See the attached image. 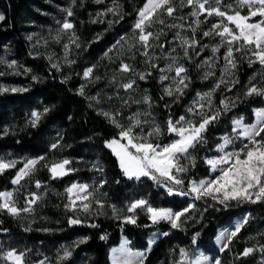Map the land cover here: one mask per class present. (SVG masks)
Returning a JSON list of instances; mask_svg holds the SVG:
<instances>
[{
  "label": "rangeland",
  "instance_id": "obj_1",
  "mask_svg": "<svg viewBox=\"0 0 264 264\" xmlns=\"http://www.w3.org/2000/svg\"><path fill=\"white\" fill-rule=\"evenodd\" d=\"M141 1L115 0L114 3V0H103V3L98 4L95 0H75V2L73 0H30L26 5V9L21 12L23 20L20 32L22 41L27 48L28 57L30 59L34 58L39 62H37L38 64L28 65L11 44L8 42L3 43L0 49V59L9 63L15 61V71L20 74H14V69L7 68L6 64H0V73H4V75H0V84L29 90L31 87L30 79L33 76L38 79L40 72L43 73V70L38 65L42 66L41 61L44 60L49 68L56 71L59 82L74 85L75 90L86 100L89 107L116 131L118 137H112L111 140L119 139L120 129L100 114L101 111L118 112L119 115H116L115 118L125 127L131 123L129 117L139 113L136 118L142 122L147 121V123L142 124L144 134L146 135L153 125H159L163 130V134L153 140V143L165 145L175 138L167 132V121L169 119L175 121L180 116L199 121L200 117H192L187 112V109L193 105L198 93L203 94L212 91L215 85L220 83L221 78H223L226 83H221L211 97L213 107L209 108L207 101H204L205 108L203 111L205 113L210 116L217 110L221 112V101L233 104L248 100V103H253L255 106H245L244 113L234 114L225 122H221L216 132L214 131L210 136L207 150L203 154L192 150V154L195 156V167H190L186 174H182L185 179V186H187L190 179L197 181L200 179H212L218 173L210 171L209 166L204 162V158H212L219 155L216 152V146L222 142L220 139L222 136L238 135L239 130L236 133L232 131L234 120L242 118L245 124H253L256 122L254 110L264 109V96H262L260 101L258 95H245L250 87L255 86L258 89H262L264 85V68L259 63L249 66L248 58L243 57L241 52L234 51L237 67L232 69L229 66V71L225 72L227 44L220 46L219 50L213 53L212 49L221 45V38L214 34L207 37L203 35L205 31L210 30L213 23H218L220 18L215 15L212 17H208L206 14L201 15L200 20L202 23L197 27L194 22L195 18L190 15L192 9L187 6L181 8L179 6L180 0H173L177 8L173 17H168L165 13L162 16L165 21L164 24L154 23L151 28L147 29L153 32L154 35L159 34V39L150 38L151 47L147 49L148 56L145 57L142 55L145 49L136 38L139 30L134 31V25L138 19V10L146 2L145 0L142 4ZM222 3L224 5L234 4V0H222ZM117 5L119 6L118 14L108 11L109 8ZM69 8L73 12L71 17H68L66 11H64ZM222 10L228 11L226 7L222 8ZM242 14H247V9H243ZM0 15L4 17L0 21V27H2L6 20V10L1 2ZM157 15H160V13H157ZM121 16L123 17L122 19L120 18ZM180 17H184V19L181 20ZM126 18L129 21L126 24H122V20ZM65 19L74 24V29L69 30V32L61 30ZM258 19L260 18H253L252 22ZM170 24H182L183 28H169L168 25ZM229 26L234 28V25ZM192 28H196L195 33L192 32ZM178 31L182 39L190 41L194 39L196 41L194 47L188 48V56L184 55V47H181L182 39L176 37V32ZM71 32H74L78 38L76 43H73L70 38ZM29 37H32V39H29ZM57 37H59L58 40L56 39ZM86 38H90L93 43L98 45L92 55H86ZM77 43L80 45L79 47L76 46ZM65 45H68L67 49H65ZM160 45H163V47H160ZM233 47L235 48V45ZM66 53L67 60L75 61V63L69 65L66 62ZM106 53L107 55H105ZM49 56H51V60L48 59ZM171 57H176L175 64L181 65L186 69V72L182 75L188 78L185 81L188 87L184 89L183 95L177 93L169 97L164 94V88L166 86L174 88L172 78L175 77V71L163 73L161 69H166L169 64L173 63ZM252 59L255 58L252 57ZM205 61L208 63H205ZM53 63L59 65V70L52 67ZM122 63L128 64L134 71L121 72ZM151 65H156V67H151ZM25 68L30 69V71L24 72ZM88 68H92L93 71L91 76L86 79L83 73ZM246 70L248 75L241 82L243 71ZM147 72H150L151 75H148L144 80L139 79V76L136 75L137 73ZM206 72L211 73L207 78H205ZM163 74H167L169 80L161 83L160 76ZM96 77H99V79H95ZM130 79L135 80V84L133 89L126 91L121 85L128 83ZM233 80H238V83L233 84ZM82 86L84 87V95L80 94ZM28 90L22 93L9 92L0 94V138L28 131L31 128L38 129L41 124L45 126L43 116L45 115V109H48L47 104L39 101L37 106L28 109V107L21 105L18 100H16L15 104L4 102L3 100L5 96L21 95L27 93ZM87 97L93 99H88ZM144 97H148L150 103H144ZM136 101L140 102L137 103ZM33 111L43 114L36 127L29 123L32 119L31 113ZM212 124L208 126L207 132ZM44 126L42 128L44 130L43 138L35 143L38 147L35 151H16L7 147L0 148V158L18 161L13 169L19 170L23 167V162L28 159L45 157V160L37 164L36 170L21 180L19 185L10 183L3 190L14 193L17 207L19 208L26 206L25 198L28 197L30 199V193H36L40 196V199L32 205L34 212L31 214L21 213L18 218H13L6 212H0L5 218L12 219L22 230L30 228L31 232L41 235V237L38 240H33L23 231L14 233L11 236L0 237V251L13 248L18 251H28L29 264L43 259L45 256L51 259L52 264H55L57 255H62L63 250L67 248L72 251V255L63 261V264H90L91 257L85 252L87 237L84 233L67 234L63 223L65 214L74 215L73 212L66 211L64 207L68 202L65 189L73 183L90 185L89 192L92 193L90 199L93 197L99 199L104 205L101 210L103 214L101 215L86 219L81 213L80 218L82 220L86 219V221L101 219L108 223L125 224L122 220L112 218L111 206L114 205L117 209H124L125 214L131 215L126 213V206L138 199H146L154 207L172 208L173 210H180L192 202L189 197L169 196L165 187L158 186L147 177H142L139 181L133 179L129 185H124L117 194L112 191L109 183L108 166L97 153L85 150L81 152L80 157H73L74 153L79 152L72 148V144L69 141H66L63 129L58 125H50L46 128ZM5 129L8 130L7 135L3 134ZM140 131L139 127L134 129V133H140ZM207 132L204 134L205 136ZM121 142L126 143V140ZM243 143H247V141H243ZM53 144L58 146L53 149L51 147ZM241 147L242 141L236 140L235 144L229 145L225 151L239 150ZM105 148L113 155L111 149L106 146ZM64 159L71 161V164L66 166V168L75 169L76 171L70 172L62 178L52 179L48 168L43 165L45 163L51 165ZM181 163L187 164L188 161L182 160ZM118 168L120 169L119 162ZM3 174H0V176ZM46 174L50 177L49 183H43ZM75 175L78 176L76 180L68 182L63 190H58L50 184L51 181L60 182L66 177ZM36 181L41 183L39 189L35 186ZM175 199H178V201H173ZM195 204L198 210H192L187 214L192 218L187 220L182 230L172 229L163 222L157 224L162 225L163 228L146 236L145 249H135L131 239L126 235H121L119 243L108 249V263L113 264V257L116 255L119 256L121 261L130 260L131 264H142L154 245L160 239L169 236L172 238V243L167 250L166 259L161 264H177V262H181V249L188 253V260L184 261L183 264H189L190 261L195 260L197 257L205 258V264H213L215 259L221 261L219 255L227 251L222 252L220 250L216 237L221 231L231 230L237 223L246 218L248 222L242 228V230L245 229L242 238H239L240 231L237 237L232 240L229 249L234 246L235 249L240 248L241 252H243L245 248L251 247L254 251L246 257L240 255L241 252L238 253L240 249L237 251L238 254L233 251L231 253V261L224 260L223 264H264V251H261L264 248V203L237 204L232 202V205L227 208L214 204L211 200H208L207 204L204 201H195ZM174 206H177V208H174ZM97 207L98 205L93 204V211ZM219 213L225 217L232 218V221L222 226L210 243L195 245L189 241L180 240L179 233H188L210 217V215H220ZM143 219L150 221L144 213L140 212L137 223ZM164 232H167L168 235H163L162 233ZM81 240L86 242L76 246V242ZM125 242L131 252L144 253V256L129 257L120 255L119 252H113V249L119 250ZM38 253L42 255H38Z\"/></svg>",
  "mask_w": 264,
  "mask_h": 264
},
{
  "label": "snow or ice",
  "instance_id": "obj_2",
  "mask_svg": "<svg viewBox=\"0 0 264 264\" xmlns=\"http://www.w3.org/2000/svg\"><path fill=\"white\" fill-rule=\"evenodd\" d=\"M75 2V0H73ZM96 3H103V0H95ZM115 3V0H114ZM179 6L190 7L192 11L190 15L195 18L197 27L200 26L202 21L200 16L206 14L208 17L215 15L220 18L218 23H213L209 31H205L203 35L205 37L210 35L219 36L221 38V45L213 48V53L219 50L220 46L227 44V51L225 55V68L224 71H229V66L232 69L237 67V63L234 57L235 52H241L243 57L248 58L249 66L254 63H259L264 68V0H234V4L229 3L224 5L222 0H180ZM118 5L113 8H109L108 11L114 14H118ZM226 7L228 11L222 10ZM247 9V14H242V10ZM177 10L173 3V0H146L143 7L138 10V19L134 25V31L139 30L138 36L136 37L138 42L142 44L145 51L142 55L148 56L147 49L151 47L149 43L150 38L159 39V34L154 35L153 32L148 31V28L154 23L164 24L165 21L162 18L163 14L166 13L168 17H173L174 12ZM67 16L71 17L73 12L71 8L65 9ZM160 13V15H157ZM231 13V14H230ZM102 15V14H101ZM260 18L255 22L253 18ZM123 18L122 16L120 17ZM4 17L0 15V21ZM181 20L184 17H180ZM226 21V23H225ZM95 22V21H93ZM229 25H234L230 27ZM169 28H183L182 24H170ZM74 29V24L68 19H65L61 30L69 32ZM196 28H192V32L195 33ZM176 37H180V32H176ZM70 38L73 43H76L78 39L74 32H71ZM32 39V37H29ZM57 40L59 37L56 38ZM123 39V38H122ZM119 43V42H117ZM196 41L182 39L181 47H184V55L188 56V48L194 47ZM235 45V48L233 47ZM77 47L80 45L77 43ZM65 49L68 45L64 46ZM163 47V45H160ZM175 51V49H173ZM250 54V55H249ZM107 55V53L105 54ZM254 57L255 59H252ZM51 60V56L48 57ZM66 62L70 65L75 61L67 60V53L65 55ZM173 63L169 64L166 69H161V72L167 73L175 71V77L172 78L171 86L164 88V94L172 97L175 94L183 95L184 89L188 87L185 82L188 78L182 74L186 72V69L181 65H176V57H171ZM205 63H208L205 61ZM0 64H6L7 68L14 69V74H20L16 69V62H7L0 59ZM53 68L59 70V65L53 63ZM156 67V65H151ZM121 72L128 73L134 71L128 64H121ZM30 69L25 68L24 72H29ZM93 69L88 68L84 71L83 75L87 79L91 76ZM4 75V73H0ZM139 79L144 80L150 72L137 73ZM211 73L206 72L205 78ZM179 78V79H176ZM33 80H37L36 76L32 77ZM95 79H99L96 77ZM169 80L167 74L160 76V82ZM221 83L226 81L221 78L220 83H217L212 91L197 94V99L193 101V105L187 109V112L192 116H199V121L195 119H188L185 116H180L177 120L173 121L169 119L167 121V132L173 135L175 138L168 144L161 145L159 143H153V140L157 139L163 134V130L159 125H153L151 130L145 135L143 132V123L136 117L139 113L129 117L131 123L125 127L116 120V115L119 113H111L108 111H101L105 118L109 120L115 127L120 129L119 139H112L105 142V146L111 149L113 155L119 162V167L122 174L129 180L139 181L142 177L154 181L158 186L166 188L169 196L175 197H189L191 203H188L186 207L180 210H173L172 208L165 207H154L146 199H138L126 206V213L124 209H117L114 205L112 208V218L122 220L125 224L137 223V218L140 212L144 213L151 221L152 225L160 223H166L172 229L182 230L183 225L187 223L188 219L192 217L187 215L192 210L196 209L195 201H204L207 204L208 200L219 204L224 208L230 207L232 202L237 204L240 203H264V109L254 110L256 122L253 124H245L243 119H236L233 121L234 133L239 130L238 135H224L222 136L221 143L217 144L216 152L219 153L216 157H205L204 162L209 166L210 171L218 173L212 179H190L187 186H185V179L182 174H186L190 167H195V156L192 154V150H195L197 146L203 147L207 143L205 133L208 130V126L217 121L220 111L217 110L214 114L208 115L203 111L205 108L204 101H207L209 108L213 107L211 97L213 92L220 87ZM233 84L238 83V80H233ZM135 80H129L128 83L121 85L126 91L133 89ZM26 88L7 87L0 84V94L5 93H22L27 91ZM231 90V89H229ZM80 94L84 95V87L80 89ZM264 96V89H258L253 86L248 89L245 93L246 96L252 95ZM88 99H93L87 97ZM139 103L140 101H136ZM144 103H150L148 97H144ZM225 111L229 110V104L227 101H221ZM48 109H45V113ZM42 113L33 111L31 113L32 119L29 123L36 127L42 117ZM140 128V133H134L135 128ZM4 135L8 134V130L5 129ZM259 137V139H257ZM126 140V143L121 141ZM236 140L242 141V147L239 150L225 151L229 145H234ZM247 141V143H243ZM58 145L53 144L51 147L55 149ZM45 160V157H39L38 159H28L23 162V167L20 168L11 183L13 185H19L21 180L29 176L36 170L37 164L40 161ZM182 160L188 161L187 164L181 163ZM18 161L16 160H5L0 158V174L5 171L16 167ZM71 161L64 159L62 161L54 162L51 165L45 163L43 166L48 168L51 173V178H62L68 175L70 172L76 171L75 169L66 168L70 165ZM37 189L41 187L39 181L35 182ZM91 186L88 184H77L73 183L65 189L67 193L68 202L64 205L66 211L73 212V216L69 217V225H80L85 224L87 218L98 216L103 214L102 209L103 203L96 198L90 199L92 193L89 192ZM30 199L26 197V206L23 208L17 207V203L14 197V193L11 191H0V212H6L13 218H18L21 213H33L34 205L39 199L36 193H30ZM79 202V203H78ZM93 204L98 207L93 211ZM213 206V205H208ZM139 210V211H138ZM219 210V209H218ZM85 216V220L80 218V214ZM247 219L237 223L231 230H224L219 233L216 237L217 243L220 245V250L223 252L228 250L232 240L237 237L245 224ZM86 226L96 228L99 227L96 223H87ZM30 231L31 229H25ZM48 231V230H44ZM168 235L167 232L162 233ZM101 239H106L105 236H101ZM85 240L76 242V246L81 243H85ZM195 243V240H193ZM254 251L253 248L248 247L243 250L240 254L244 257L250 255ZM264 251V248L261 249ZM114 253L119 252L123 256H139L143 257L144 253H133L127 248V243L121 245L119 250L113 249ZM38 255H42L39 254ZM72 251L65 248L62 255L58 254L55 264H63V261L70 258ZM180 256L182 257L181 262L177 264H183L184 261L188 260V253L181 249ZM0 264H29L28 251H18L16 249H8L0 251ZM32 264H52L49 257H44L38 261L32 262ZM113 264H131L130 260L121 261L119 256L114 255ZM189 264H205V258L197 257L195 260L189 262ZM213 264H221L219 259H215Z\"/></svg>",
  "mask_w": 264,
  "mask_h": 264
},
{
  "label": "trees",
  "instance_id": "obj_3",
  "mask_svg": "<svg viewBox=\"0 0 264 264\" xmlns=\"http://www.w3.org/2000/svg\"><path fill=\"white\" fill-rule=\"evenodd\" d=\"M29 1L30 0H0L6 10L5 23L0 27V49L2 48L3 43L8 42L13 46L15 51L22 56L24 62L31 65L33 63L38 64L37 62L39 61L28 57L27 48L22 41V35L20 32L23 20L21 12L26 9V5ZM144 2L145 0L141 1L142 4ZM128 21L129 19L127 18L123 19L122 24H126ZM85 40L86 55H92L98 45L93 43L90 38H86ZM41 64L42 66H38L43 70V73L40 72V76L37 80L30 79L31 87L27 93L17 96H5L3 100L4 102H9L11 104H15L16 100H18L21 105L28 107V109L37 106V102L39 101L47 104L48 111L43 116L45 126L44 124H41L38 129L31 128L28 131L18 132L12 136L2 137L0 138V148L7 147L16 151L26 150L28 152H33L38 148L35 143L43 138V126L46 128L50 125H58L63 129L66 141H69L72 144V148L79 152L74 153L72 155L73 157H80L81 152L85 150L97 153L98 156L101 157L108 166L111 189L118 194L124 185H129L132 182V180H129L122 174L121 170L118 168L117 159L104 146L106 141L111 140L112 137H118V134L107 124L108 122L103 120L89 107L86 100L75 90L74 85L59 82L56 71L49 68L44 60L41 61ZM247 75L248 71H243L241 82H243ZM262 89H264V85L262 86ZM259 100H262V96H259ZM250 105L252 107L255 106L253 103H248V100H244L229 104V110L225 111L221 104L220 115L217 121L211 125L205 136L207 139L206 145L203 147L197 146L194 151L203 154L207 150L210 136L214 131L216 132L218 125L231 118L234 114L241 112L244 113V107ZM262 136H264V133H262ZM17 170L18 169L8 170L0 176V191L7 188L15 177ZM76 177L78 176L66 177L60 182L51 181L50 184L58 190H63L68 182L76 180ZM49 181L50 177L46 174L43 183H49ZM173 201L177 202L178 199ZM174 208H177V206H174ZM219 214L220 215H210V217L188 233H179L178 236L180 240L184 242L189 241L195 245L210 243L215 238L217 231L221 229L222 226L227 225L232 221V218L228 216L225 217L221 213ZM69 217H72V215L65 214L63 220L66 232L67 234H85L87 237L85 252L91 257L90 264H109L108 249L119 243L121 235L129 237L135 249H145L146 236L163 228L162 225H152L151 222L146 219L140 220L135 225L108 223L101 219H97L96 221H86L85 224L80 225H69ZM87 223H96L99 227H88L86 226ZM244 230L245 229L241 230L239 238H242ZM19 231L25 232V234L33 240H38L41 237V235H36V233L31 231L22 230L12 219L5 218L3 214L0 213V237L11 236ZM101 236H105L106 239H101ZM193 240H195V243H193ZM171 243L172 238L169 236L160 239L146 255L142 264L163 263L166 259L167 250L171 246ZM239 249L240 248L235 249L234 246H232L229 250L219 255L221 264H223L224 260L230 262L232 259L231 253L233 251L237 253ZM241 251L242 250L240 249L238 253Z\"/></svg>",
  "mask_w": 264,
  "mask_h": 264
}]
</instances>
